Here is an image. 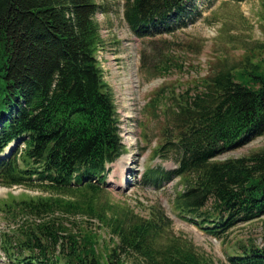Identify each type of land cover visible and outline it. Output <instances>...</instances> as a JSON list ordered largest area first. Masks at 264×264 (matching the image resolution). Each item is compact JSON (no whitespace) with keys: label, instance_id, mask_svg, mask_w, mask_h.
Masks as SVG:
<instances>
[{"label":"trees","instance_id":"16d2710c","mask_svg":"<svg viewBox=\"0 0 264 264\" xmlns=\"http://www.w3.org/2000/svg\"><path fill=\"white\" fill-rule=\"evenodd\" d=\"M99 10L106 8L96 0H0V185L47 193L0 200V211L17 222L1 234L4 264H123L130 253L141 257L137 264H215L176 237L156 242L169 222L160 206L148 217L131 211L128 221L108 216L104 205L95 209L109 164L125 151L97 59ZM123 15L136 36L153 37L192 23L198 7L196 0H125ZM254 55L171 94L154 153L175 152L177 166L144 174L154 183L183 177L173 201L178 216L216 238L264 215V149L215 159L264 135V58ZM74 190L81 198H69ZM81 213L109 227L105 254L90 220L75 218ZM226 259L264 264V237L259 245L240 242Z\"/></svg>","mask_w":264,"mask_h":264},{"label":"rangeland","instance_id":"374dc122","mask_svg":"<svg viewBox=\"0 0 264 264\" xmlns=\"http://www.w3.org/2000/svg\"><path fill=\"white\" fill-rule=\"evenodd\" d=\"M96 1L106 8L105 12L97 11L94 17L102 38L97 59L103 79L113 94L125 151L109 164L108 174L100 185L102 190L94 198L95 209L98 210L99 204L104 205L108 216L128 221L131 211L148 217L153 206H160L169 222L156 242L166 245L176 237L198 253L212 258L215 264H228L227 253L235 251L240 242L262 243L264 215L239 222L216 238L178 216L173 201L185 187L183 177L162 178L154 183L145 179L144 174L148 168L169 171L177 166L175 152L154 153L164 141V110L171 94H182L201 78L213 75L222 65L238 67L246 53L255 54L253 61L264 58V0H196L198 15L192 23L153 37H138L131 31L123 15L125 0ZM155 96L159 97L154 108L149 104ZM15 146V142L12 143L3 154L9 155ZM263 149L264 135H261L215 159L244 156ZM122 175L126 182H120ZM91 181L98 184L95 178ZM41 193L47 194L39 187L0 185V200L9 194L21 198ZM71 194V197L65 196L81 198L77 190ZM79 215L75 218L83 222L90 220V227L99 235L100 244L96 248L105 254L104 242L108 244L112 235L109 227L96 218ZM16 223L0 211V238L3 232L12 234ZM129 255L121 257L123 264L141 261L136 254ZM3 258L0 248V264H4Z\"/></svg>","mask_w":264,"mask_h":264},{"label":"bare ground","instance_id":"6f19581e","mask_svg":"<svg viewBox=\"0 0 264 264\" xmlns=\"http://www.w3.org/2000/svg\"><path fill=\"white\" fill-rule=\"evenodd\" d=\"M122 181H125V182H126V177H125V175H122V177H121V181H120V182H122Z\"/></svg>","mask_w":264,"mask_h":264}]
</instances>
